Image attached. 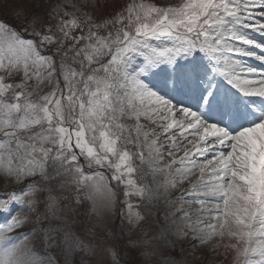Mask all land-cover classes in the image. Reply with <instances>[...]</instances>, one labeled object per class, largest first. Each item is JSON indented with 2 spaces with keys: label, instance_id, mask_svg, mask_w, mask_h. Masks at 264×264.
I'll return each mask as SVG.
<instances>
[{
  "label": "snow or ice",
  "instance_id": "6c2138e0",
  "mask_svg": "<svg viewBox=\"0 0 264 264\" xmlns=\"http://www.w3.org/2000/svg\"><path fill=\"white\" fill-rule=\"evenodd\" d=\"M12 11L19 30L0 21V264H190L168 253L216 237L232 264H264V72L239 62L264 64L246 35L264 37V0ZM218 79L250 100L251 121L233 127Z\"/></svg>",
  "mask_w": 264,
  "mask_h": 264
},
{
  "label": "rangeland",
  "instance_id": "374dc122",
  "mask_svg": "<svg viewBox=\"0 0 264 264\" xmlns=\"http://www.w3.org/2000/svg\"><path fill=\"white\" fill-rule=\"evenodd\" d=\"M53 2L55 3L56 0H53ZM62 2H64V0H62ZM66 2L70 6L71 5L81 6L84 5L86 2L89 4L94 3L95 0H66ZM100 2L103 3L104 0H100ZM109 2H111V0H109ZM131 2H133V0H116L117 4H123V5H127L128 3ZM136 2H140V0H136ZM147 2L155 3L157 4V6H170L172 4L178 3L179 0H147ZM21 3H27V0H0V21L6 22L9 25L13 24L20 29V23L18 22V17L16 13L12 11V6L14 4L19 5ZM69 10H74V9L70 7ZM246 35L249 36L250 38L255 39L257 43H264V37H261L257 33L248 32L246 33ZM256 54L264 55V53H260L258 49L256 50ZM239 62L247 67L255 68L257 72H264V64L259 63L258 61L252 59L251 57L241 58ZM217 87L219 89L221 99H223L226 96L228 104L233 110V113L237 115V121L235 124L246 123L253 119L252 114L248 111V106L251 103L249 99H245L241 97L240 94L235 89L231 88V86L225 83L222 79L217 80ZM177 100H179L180 102L186 105H190L193 108L196 107L195 98L190 97L185 99V98L177 97ZM254 100L256 107L258 108L264 107V100H261L260 98H254ZM182 154L183 152L180 153V155ZM9 187L10 186L8 185L0 183V195H2L5 191L9 190ZM183 187H188V183L185 182ZM181 191L182 189H178L172 192V198L179 196ZM184 207L188 208L190 207V205H184ZM191 214L193 215V212ZM117 224L119 225L120 221H117ZM124 226L126 227V224ZM24 231H26V229H20L17 230L16 232L11 233V235L18 236ZM145 233H147V236L144 238L151 241L152 229L148 225H144V228L142 230H137V235L139 236H144ZM190 235L194 236L195 234L189 232V239H191ZM124 238L127 239V236H125ZM226 242H227L226 240L221 242L219 238L216 237L212 239L210 242H208L205 246L199 247L197 250H195L193 256V249H191V247L189 246V241L186 240L178 244L176 246L175 251L170 252L168 254L171 257L176 258L178 260L187 259L190 262V264H232V260H233L232 252L230 250H226L223 247V244ZM23 243H27V242L24 241ZM218 243L220 244V246L216 247ZM182 248L185 252L183 256L180 255ZM36 252L38 253L40 258H43V256L45 255V251L42 247L36 249ZM74 259L76 261V264H79V256L75 257ZM161 259H163V257H161Z\"/></svg>",
  "mask_w": 264,
  "mask_h": 264
},
{
  "label": "bare ground",
  "instance_id": "6f19581e",
  "mask_svg": "<svg viewBox=\"0 0 264 264\" xmlns=\"http://www.w3.org/2000/svg\"><path fill=\"white\" fill-rule=\"evenodd\" d=\"M190 207L195 208V205H191ZM189 208V207H188ZM196 215H198V213H196L195 211H193V215L191 214L192 217H195ZM193 235H190V237H192Z\"/></svg>",
  "mask_w": 264,
  "mask_h": 264
}]
</instances>
